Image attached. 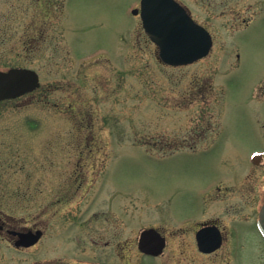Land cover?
Returning a JSON list of instances; mask_svg holds the SVG:
<instances>
[{
  "label": "rangeland",
  "instance_id": "rangeland-1",
  "mask_svg": "<svg viewBox=\"0 0 264 264\" xmlns=\"http://www.w3.org/2000/svg\"><path fill=\"white\" fill-rule=\"evenodd\" d=\"M185 1L214 45L172 66L141 0H0V70L41 79L0 102V212L44 230L23 251L0 240V264H264V0ZM203 222L224 233L211 256ZM149 227L168 237L156 259Z\"/></svg>",
  "mask_w": 264,
  "mask_h": 264
},
{
  "label": "water",
  "instance_id": "water-1",
  "mask_svg": "<svg viewBox=\"0 0 264 264\" xmlns=\"http://www.w3.org/2000/svg\"><path fill=\"white\" fill-rule=\"evenodd\" d=\"M138 12V9L134 10V13ZM141 17L146 33L159 45L163 61L171 64L189 63L209 53L212 46L209 32L186 15L176 1L142 0ZM39 85V75L33 69L11 68L9 71H0V100L18 97ZM259 227L264 235V205L260 211ZM40 236V231L21 233L16 245L33 244ZM155 238H160V241H155ZM162 238L156 229H146L141 234L139 247L146 253L159 254L164 246ZM203 241L201 239L199 244L202 245ZM203 244L202 248L206 250L216 247L218 243L212 245L205 241Z\"/></svg>",
  "mask_w": 264,
  "mask_h": 264
},
{
  "label": "flooded vegetation",
  "instance_id": "flooded-vegetation-1",
  "mask_svg": "<svg viewBox=\"0 0 264 264\" xmlns=\"http://www.w3.org/2000/svg\"><path fill=\"white\" fill-rule=\"evenodd\" d=\"M179 1L186 8L187 12L196 21H198L197 18L195 17V15H194L193 11H192V8L188 5V3H186L185 0H179ZM203 25H205V24H203ZM185 148H194V145H192L191 142H189V145H186ZM254 165H260V163H256V164L254 163ZM9 220H10L9 217H7L5 214L0 212V240L1 241L7 242V244H9V245L12 244L13 247L16 250H19V251H23V250H26V249H31V248L37 246L40 243V241H41V239H42V237L44 235V230L42 228L37 227V226L36 227H22V228L11 227ZM255 224H256V229H257L258 233L261 235V232H260V230H259V228L257 226V222H255ZM204 227H206V228L209 227V228L206 231L207 236L201 238L202 240H204L203 243H205V241L210 243V244H212V245L215 244V243H218L216 247H213L211 249H206V251L202 250L201 247L199 246L200 238L197 237V232L200 229L204 228ZM38 229L42 230L43 232H42V235H41V237H40V239L38 240L37 243H35L34 245L29 246V247H27V246H17L16 245V242L18 241V239H20L19 232H22V233L29 232V231H34L35 232ZM218 230H220V232L222 234V236L221 237L219 236V238H218V234H217ZM163 235L166 238V245L164 247V250H165L168 247V237L166 236L165 233H163ZM260 238L264 241V237L262 235H261ZM195 240H196L198 251H199V253L201 255H204V256H209L210 255L211 256L213 254H216L218 251L221 250V248L223 247V243H224V233H223L222 227H220V225L215 223V222H207V223L203 222V223L200 224V226L195 231ZM137 245H138V248H139V240L137 242ZM206 248H208V247H206ZM141 253L146 258L152 257V258H155V259L161 257L164 254V252H163L160 255L155 256V255H147V254H145L143 252H141Z\"/></svg>",
  "mask_w": 264,
  "mask_h": 264
}]
</instances>
